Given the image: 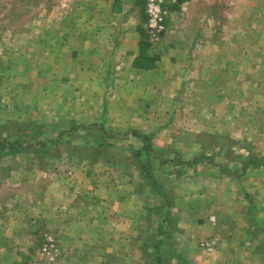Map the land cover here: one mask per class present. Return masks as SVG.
<instances>
[{"label":"rangeland","instance_id":"1","mask_svg":"<svg viewBox=\"0 0 264 264\" xmlns=\"http://www.w3.org/2000/svg\"><path fill=\"white\" fill-rule=\"evenodd\" d=\"M182 1L154 37L144 0H0V140L19 142L0 155V220L28 225L0 239L22 240L17 264H153L158 241L166 264H264V0Z\"/></svg>","mask_w":264,"mask_h":264},{"label":"crops","instance_id":"2","mask_svg":"<svg viewBox=\"0 0 264 264\" xmlns=\"http://www.w3.org/2000/svg\"><path fill=\"white\" fill-rule=\"evenodd\" d=\"M190 1H182V9L186 8L185 6L190 5ZM113 5V3H112ZM114 8V7H113ZM112 8V10H113ZM114 12L112 13L113 15H120V14H131V11L129 9V11L127 12V6L125 5V7H121L120 5H118V7H115V9L113 10ZM114 20V19H113ZM114 22V21H113ZM135 27V26H134ZM137 29V28H136ZM135 30V28L132 29V32ZM109 40L113 41V37L112 35H107ZM136 37V35L131 34L130 32L126 33L125 38L126 40L130 41L131 39H133V37ZM127 41V42H128ZM127 42L123 43L122 45H118V49L120 50L119 52L121 53H126L128 48H127ZM134 46H132L130 49H132L133 54H132V58L136 56V54L138 53L137 56L140 57V61L137 63H134V65L136 66L135 68H137V71H141L142 70H147L146 66H144L143 62L145 60H142V56L145 55V59H148V55L147 54V49L145 45L142 46V44L138 47V43L134 44ZM124 46V47H123ZM125 48V49H124ZM140 48V50H139ZM132 60V59H131ZM141 63V64H140ZM143 64V65H142ZM5 218H3V220H0V230H4V231H13V230H26L25 228H27V223H24L21 220V215L23 214V211L20 209V212H18V210H14L11 208H5ZM19 215V216H18ZM20 218V220H18ZM22 240L16 241V240H7V239H0V264H17L19 263V253L16 252V248H14L17 244H22ZM21 255V254H20ZM22 258V257H21ZM21 260V259H20Z\"/></svg>","mask_w":264,"mask_h":264},{"label":"built area","instance_id":"3","mask_svg":"<svg viewBox=\"0 0 264 264\" xmlns=\"http://www.w3.org/2000/svg\"><path fill=\"white\" fill-rule=\"evenodd\" d=\"M166 0H144L145 13L147 17L146 27L152 36H156L164 29V18L166 16ZM58 248L52 237L46 239L41 247V254L49 261L57 257Z\"/></svg>","mask_w":264,"mask_h":264},{"label":"trees","instance_id":"4","mask_svg":"<svg viewBox=\"0 0 264 264\" xmlns=\"http://www.w3.org/2000/svg\"><path fill=\"white\" fill-rule=\"evenodd\" d=\"M136 136H138V138L141 139V141L143 142L142 147L140 149H138L137 151H135V156L140 158V153L141 151L148 152L150 151L152 148L150 142H149V137L148 135H144V134H136ZM17 144H19V142H7L6 138H3L2 140H0V155L3 154L4 152H11V149H17ZM143 160V159H141ZM151 165V161L149 158H147L146 160H143L142 163L140 164V172L141 174L144 176L145 181L147 183H149L150 185H152L153 187V192L155 194H159L161 197L166 198V195H164L162 193V191L159 189V185L157 183H155V181L151 180L153 174L150 171V166ZM151 181V182H150ZM161 207V206H160ZM160 211V210H159ZM158 211V212H159ZM156 212V213H158ZM167 219V218H166ZM164 219V220H166ZM159 227H161V225H159ZM157 244H154V249L156 250V253L153 255L154 259H153V264H166L164 262V258H163V254L165 253V249H160L159 247V241L156 242ZM167 251V249H166Z\"/></svg>","mask_w":264,"mask_h":264}]
</instances>
